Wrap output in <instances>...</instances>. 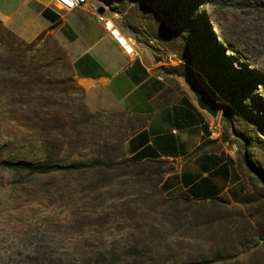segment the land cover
I'll use <instances>...</instances> for the list:
<instances>
[{
	"label": "rangeland",
	"instance_id": "1",
	"mask_svg": "<svg viewBox=\"0 0 264 264\" xmlns=\"http://www.w3.org/2000/svg\"><path fill=\"white\" fill-rule=\"evenodd\" d=\"M88 2L138 46L154 41L173 88L205 91L253 190L238 202L164 195L157 164L125 153L143 119L97 105L60 33L25 39L0 20V162L46 152L88 163L47 173L0 165V264H264V0Z\"/></svg>",
	"mask_w": 264,
	"mask_h": 264
},
{
	"label": "crops",
	"instance_id": "2",
	"mask_svg": "<svg viewBox=\"0 0 264 264\" xmlns=\"http://www.w3.org/2000/svg\"><path fill=\"white\" fill-rule=\"evenodd\" d=\"M55 1L0 0V20L25 39L38 31L60 33L75 51L73 70L80 86L97 105L146 121L126 140L125 153L137 162L175 164L176 171L165 174L160 183L164 195L237 201L251 193L253 182L238 153L219 137L221 117L198 106L189 84L180 90L171 86L153 47L137 45L138 55H129L99 22V7L87 2L65 11L57 9Z\"/></svg>",
	"mask_w": 264,
	"mask_h": 264
},
{
	"label": "trees",
	"instance_id": "3",
	"mask_svg": "<svg viewBox=\"0 0 264 264\" xmlns=\"http://www.w3.org/2000/svg\"><path fill=\"white\" fill-rule=\"evenodd\" d=\"M140 118V117H139ZM142 119V118H141ZM224 119L226 122H229V117L227 115H224ZM146 121L143 120L140 123V126L133 132H137L140 128H142L143 126H145ZM132 133V134H133ZM131 134V135H132ZM204 147L201 146L197 149V151L201 150ZM42 158H44V160H39L38 162H31L27 159H18V160H6V161H1L0 165L4 166L6 168L15 170V171H29L32 173H47V172H53V171H58V170H66V171H73V170H82L84 168H86L88 166V163H84V162H77V163H72V164H62L59 161H49L47 158V153L46 152H42L41 153ZM129 160L133 163L136 164H143V163H154L157 164V168L156 170L153 171V173L155 175H160L161 177V182L165 176V174L170 173V172H175L176 171V166L175 164H173L170 161H165V160H153V161H144V162H137L134 159L129 158ZM247 165L254 171L257 170L256 166L254 165V163L247 159ZM261 177L264 180V176L262 175V173H260ZM160 182V183H161ZM218 198H222L228 202H232V200L226 196H217V197H212L211 199H218ZM172 199L174 200H180V201H199L197 199H193V198H189V197H172ZM207 200V199H206ZM234 201V202H238ZM135 254H130L127 256H134ZM215 261H209L206 259H202V260H195V261H191L187 264H214ZM125 264H131L130 261H126ZM139 264H142L139 262Z\"/></svg>",
	"mask_w": 264,
	"mask_h": 264
},
{
	"label": "built area",
	"instance_id": "4",
	"mask_svg": "<svg viewBox=\"0 0 264 264\" xmlns=\"http://www.w3.org/2000/svg\"><path fill=\"white\" fill-rule=\"evenodd\" d=\"M88 0H56L55 7L59 10L72 11L79 6L86 4ZM99 22L104 24L107 32L113 37V39L119 43L121 48L129 55H138V46L136 40L131 36L124 34L117 22L108 16L103 14H98ZM154 48V41H150L148 44ZM155 49V48H154ZM156 50V49H155ZM157 51V50H156ZM236 149H239L237 143L231 144V150L236 153Z\"/></svg>",
	"mask_w": 264,
	"mask_h": 264
},
{
	"label": "water",
	"instance_id": "5",
	"mask_svg": "<svg viewBox=\"0 0 264 264\" xmlns=\"http://www.w3.org/2000/svg\"><path fill=\"white\" fill-rule=\"evenodd\" d=\"M105 7H99L98 8V13L103 14L105 12ZM152 53L154 55V58L156 62H161V58L158 55L157 51L154 48H151ZM190 88L197 100L198 106L206 110L212 117L217 118L220 112L219 107L209 100V98L206 96L205 91L196 83L190 84Z\"/></svg>",
	"mask_w": 264,
	"mask_h": 264
},
{
	"label": "bare ground",
	"instance_id": "6",
	"mask_svg": "<svg viewBox=\"0 0 264 264\" xmlns=\"http://www.w3.org/2000/svg\"><path fill=\"white\" fill-rule=\"evenodd\" d=\"M239 149H236V152H238Z\"/></svg>",
	"mask_w": 264,
	"mask_h": 264
}]
</instances>
